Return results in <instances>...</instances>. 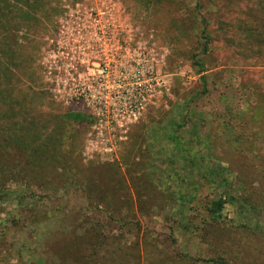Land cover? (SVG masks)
I'll return each mask as SVG.
<instances>
[{
  "label": "rangeland",
  "instance_id": "obj_1",
  "mask_svg": "<svg viewBox=\"0 0 264 264\" xmlns=\"http://www.w3.org/2000/svg\"><path fill=\"white\" fill-rule=\"evenodd\" d=\"M201 1L194 14L195 0H58L55 13L15 32L31 75L22 66L14 75L29 87L35 121L49 127L51 115L67 111L92 117L76 126L71 148L94 181L68 193L33 184L35 202L16 193L0 202L21 218L5 224L0 212V264H66L72 256L69 264L86 256L94 264H264V8L262 0ZM100 32L117 35L104 62L110 78L85 61L88 49L110 48L90 46ZM106 79L113 85L90 84ZM186 107L178 136L201 137L191 154L208 152L206 163L226 182L187 177L180 151L154 133L155 123L171 129L167 112L181 122ZM194 119L200 127L189 134ZM18 158L12 173L0 171L2 187L28 179L17 174ZM170 165L183 179L168 174ZM218 198L228 202L214 220L207 206ZM36 211L42 221L61 218L57 228L33 229L27 219Z\"/></svg>",
  "mask_w": 264,
  "mask_h": 264
},
{
  "label": "trees",
  "instance_id": "obj_2",
  "mask_svg": "<svg viewBox=\"0 0 264 264\" xmlns=\"http://www.w3.org/2000/svg\"><path fill=\"white\" fill-rule=\"evenodd\" d=\"M161 1L165 0H153L154 3ZM202 2L201 0H195L191 12L196 14V11L201 8ZM57 3L58 0H0V171L6 170L9 174L12 173V169L16 167L12 165L13 161L10 159L14 156H19L17 166H20V169L17 170V174L19 172H24V174L28 175V179H17L20 181L18 184L20 188L17 189L2 187V183H0L1 203L11 199V195L14 193H16L17 200L19 201L25 197L33 199V196L36 195L33 189H31L33 184L40 185L50 191H64L68 193L79 186L88 188L89 185L92 184L91 182L94 181V179H92L93 176H89L82 171L84 166L72 154L73 148H71V145L74 144L76 126L80 123H91L92 117L89 114L79 111H67L62 114L51 116L49 114V127L39 125L37 121H35L34 108L28 101L29 87L22 88L20 85H17L18 78L14 75V67L19 66L24 68V73L27 77L31 75L28 67L30 57H26L21 52H17L14 46V43L17 45V35L15 32H18L20 27L23 28L28 26V23H41L44 17L48 18L51 12L55 13L60 8ZM261 8H264L263 0ZM262 11H264V9H262ZM204 18L205 17L202 16V22L209 23V20ZM209 34L206 27H202L201 35L205 40V44L210 40ZM204 50H206L205 46ZM203 70L201 64L199 71L201 72ZM202 78H205V75H202ZM167 114L169 116V124L167 127L171 129L169 131L162 130L163 125L160 124V126H157V123H155L156 127H153V130L154 133L161 131V136L166 138L174 145L175 149L180 151L179 160L182 163L180 170L183 171L187 177L190 174L193 175L196 173L201 178L210 177L215 181L218 180L216 176H219V183L226 182V179L221 177L222 174L217 165L206 163L209 160L208 152L197 151L198 158L191 154V150L195 147V144L197 142L200 144L201 137H198V141L193 142L190 135L187 139H180L178 136L179 131L184 126L183 122H185L186 118L188 119V108H184V111H181V109L179 110L181 122H179L180 120L175 121L176 118L173 111L167 112ZM30 115L31 117H29ZM46 119L47 115L44 116V123ZM32 120L35 121V123H33ZM198 126L200 127L199 121L194 119L185 131L191 134L193 131L196 132L198 130ZM147 130L149 131V129ZM172 157L170 156L169 158L173 160L172 163H174V158ZM173 168L174 167H171V165L167 167L166 171L168 174H173L176 179H183L184 176L180 175L179 177L180 173ZM83 175L87 179H84ZM21 186H23V188L27 186V188L21 189ZM190 199H193V195ZM33 200L34 202L36 201L35 199ZM94 201L95 200H91L90 202L92 207L94 206ZM227 202L228 199L226 198H218L212 200L207 206V211L214 220L219 219L221 209ZM0 212H5L6 218L2 220L5 224L7 221H12L17 224V222L21 220L17 215L13 213L9 214V212L4 211V209L2 210L1 206ZM36 212L40 213V211ZM43 215H45V213L41 212L35 220L27 219L32 222L33 229L35 225H37V227L44 226L45 228L51 229L57 228L61 218L42 221ZM38 223H40V225ZM45 228H41V230L45 232ZM94 230L97 231V229ZM2 231H5V229ZM72 257H70L66 264L71 263ZM74 258L76 257L74 256ZM84 259V264L95 263V259L91 256L90 258L86 256ZM106 261H108V259H106ZM110 261H114L113 257H110ZM58 262L60 261L55 260L53 264H57ZM48 264H52L51 261Z\"/></svg>",
  "mask_w": 264,
  "mask_h": 264
},
{
  "label": "flooded vegetation",
  "instance_id": "obj_3",
  "mask_svg": "<svg viewBox=\"0 0 264 264\" xmlns=\"http://www.w3.org/2000/svg\"><path fill=\"white\" fill-rule=\"evenodd\" d=\"M96 36H97L96 42L94 44H93V42L90 43V46H92V47L93 46H107L110 48H106V49H97V48L94 49V48H92V50L88 49L86 52H90V53H86V54L87 55L90 54L91 57H89L85 61H87L88 64H90L92 66L98 65L99 67H101L100 69H94V70H96L97 72H101L103 77L110 78L109 66H111V65H109V63L106 64L104 62H106V60H109L106 57L108 55H111V53L113 51L112 46L114 45L113 38H115L117 35H113L112 33L100 32V33H97ZM127 42H128V35H124L123 44L125 45ZM118 43H120V40H118ZM93 55H94V57H93ZM80 61H81L80 68L82 69L83 60L81 59ZM109 62H110V60H109ZM107 65H108V67H107ZM87 68L89 69V67H85V69H87ZM91 69H93V68H91ZM90 84L92 86H101V85H105V86L111 85L112 86L113 80L106 79L102 82H99L98 80H93V81H90ZM128 84H129V82H128Z\"/></svg>",
  "mask_w": 264,
  "mask_h": 264
}]
</instances>
